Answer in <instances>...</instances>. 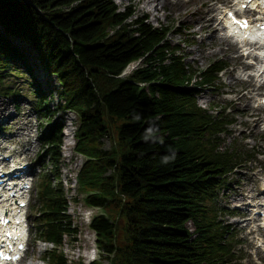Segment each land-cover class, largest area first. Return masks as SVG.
Here are the masks:
<instances>
[{
    "label": "trees",
    "instance_id": "1",
    "mask_svg": "<svg viewBox=\"0 0 264 264\" xmlns=\"http://www.w3.org/2000/svg\"><path fill=\"white\" fill-rule=\"evenodd\" d=\"M147 19L113 0H0V85L16 70L26 75L46 123L30 209L33 240L53 246L41 257L48 264H67L59 248L78 234L60 173L66 111L79 119L74 151L86 161L75 181L84 204L118 209L89 224L108 264H243L240 241L221 218L233 211L218 200L256 146H239L242 133L235 136L226 107L204 109L196 100L203 88L220 86L229 66L217 60L194 69L169 42L172 29ZM30 55L60 86L54 109Z\"/></svg>",
    "mask_w": 264,
    "mask_h": 264
},
{
    "label": "rangeland",
    "instance_id": "2",
    "mask_svg": "<svg viewBox=\"0 0 264 264\" xmlns=\"http://www.w3.org/2000/svg\"><path fill=\"white\" fill-rule=\"evenodd\" d=\"M113 1L119 10L128 7L130 10L135 11L138 16L146 15L147 22L151 25H162L164 28L172 29L174 33L169 34V42L180 47V53L184 56L185 62L194 69L203 70L217 60H222L229 66L219 74L220 86L203 88L197 95L196 100L198 105L204 109L210 110L211 105L218 109L226 107L228 111L232 112L236 120L231 127L232 131L236 132L235 136L242 133L241 136H237L239 146L244 144L256 146L255 157L248 161L242 169L237 170L238 174L230 176L229 186L221 193L218 204L229 211H233V214H227L221 218L231 224L237 236L236 240L240 241L236 250H239L240 255L243 254L244 256L242 263L264 264V250H262L264 246L258 243H264V231L259 229L256 223L258 215L253 214V212L259 211L261 205L264 206V104H262L264 101L261 99L264 96V91L263 87H258L259 81H255L253 77H248V74L243 70L245 63L251 61L240 55V48L237 44L227 46L225 43H219L217 40H211V38L209 42L202 38L206 34L199 31L200 25L192 23L189 19L166 16L169 13V3L164 10L159 9V6L157 11L152 12V8L148 3L149 0ZM170 1L173 2L174 0ZM184 1L188 2L189 0ZM223 2L224 0H210V6L214 5V11L210 14V17L218 18L220 3ZM225 3L232 5L233 0H226ZM189 4L196 7L200 6L198 1L189 2ZM176 32H181L182 35L175 34ZM216 34L219 37L225 36L221 24L216 27ZM208 45H210V50L202 51ZM25 47L27 51L28 46ZM29 57V64H36L34 72L37 76L43 77V80L38 83L42 91L48 95L50 108L54 109L58 103L62 102L58 96L60 86H58L55 77L42 74V66H39L36 60H33L35 59L33 56L30 55ZM30 84V79L20 73L19 70H16L7 78L4 84L0 85V87H8V94L0 93V110L4 109L0 118V149H4L6 152L11 150L14 152L16 150L20 151L21 154H16L17 158L24 165L30 166L28 170L32 186L28 193L25 214L28 218L27 226L29 228L27 232V249L19 264H48L46 261H41V257L45 250H50L53 247L52 244H44L33 240V213L30 208L31 205L35 204L34 195L32 194L36 175L42 169L41 166L36 164L41 149L37 139L39 132L46 123L39 118L34 110L36 99ZM242 97L248 100V106H246V102L241 101ZM60 117V115L56 117V121L57 119L60 120ZM78 124L79 119L76 114L69 111L63 113L61 119L63 146L60 173L65 187L68 213L78 231L75 241L65 237L62 246L59 248L64 258H66L67 264H86L89 258H86L87 254H90L96 246L95 235L89 228L90 220H84L88 210V206L83 202L85 194L80 192L75 181V176L85 161L82 155L76 154L74 151L76 142L74 132ZM102 143L103 150H108L111 140L103 138ZM42 163H46V160ZM49 168L50 164H47L45 171ZM117 211L118 209L110 205L103 207L99 212L105 213L110 218H115ZM191 227L192 225L187 224L188 229H191ZM258 244L262 247L258 248ZM97 256V260L101 264H108L103 254L97 252Z\"/></svg>",
    "mask_w": 264,
    "mask_h": 264
},
{
    "label": "bare ground",
    "instance_id": "3",
    "mask_svg": "<svg viewBox=\"0 0 264 264\" xmlns=\"http://www.w3.org/2000/svg\"><path fill=\"white\" fill-rule=\"evenodd\" d=\"M193 1H198L200 3V6L199 7L191 6L189 2H193ZM233 2H234L233 6H235L236 8H237L236 3H239L241 5H249L250 8H255V7L260 8L261 11L258 13V17L255 20V22L256 23L262 22L264 20V0H253L251 2H249L248 0H233ZM148 3L152 8L151 9L152 12L157 11L159 6H160L159 9L164 10L169 3V13H167L166 16L170 18L175 17L178 19H189L192 23L200 25L199 31L201 33L206 34L202 37L203 39H206L210 42V38H211V40H217L219 43H225L227 46H233L232 40L228 36L219 37L218 34H216L217 26L221 24L222 29H226L225 26H228L229 23L222 13L219 14L218 18L210 17V14L214 11V5L210 6V0H189L188 2L184 0H174L173 2H171L170 0H149ZM229 28L230 31H233L234 33H238L236 28L234 27H229ZM240 34H242L243 37H246L245 34L247 33L243 31ZM249 35L251 36L250 38L259 37L260 39H264L262 33L258 32V30H252L249 33ZM237 41L239 43H242L244 46L249 45L247 40L238 39ZM250 46L252 47L253 45ZM208 50H210V45L202 49V51H208ZM261 50H262L261 48H256V47L250 50V53H252L251 60L254 61L259 59L260 57L263 58L260 66L256 68L255 73L252 76H249V77H253L255 81L264 79V52H262ZM252 63L253 62H248V64H246L244 67L252 68L256 65V64L253 65ZM141 86H143V84ZM241 101L246 102L247 103L246 106H248V100L245 97H242ZM3 110H0V118H1V114L3 113ZM22 165L23 163L20 162L12 166L14 168L16 167V169H20ZM94 212L95 209L92 210L90 213L93 214ZM16 218L18 220H21L23 218V215L19 214L17 215ZM187 224L191 225V223H187ZM14 228L16 229L17 227ZM21 231H22L21 228H18L16 230L17 233H21ZM190 231H193V229L191 228ZM87 257H89V253L87 254L86 258Z\"/></svg>",
    "mask_w": 264,
    "mask_h": 264
},
{
    "label": "clouds",
    "instance_id": "4",
    "mask_svg": "<svg viewBox=\"0 0 264 264\" xmlns=\"http://www.w3.org/2000/svg\"><path fill=\"white\" fill-rule=\"evenodd\" d=\"M168 160H169V158H168V157H165L164 160H163V162H164V163H167Z\"/></svg>",
    "mask_w": 264,
    "mask_h": 264
}]
</instances>
